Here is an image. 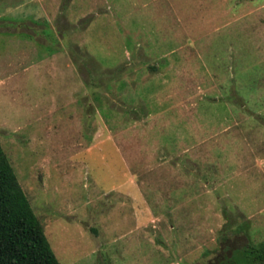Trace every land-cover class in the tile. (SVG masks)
I'll list each match as a JSON object with an SVG mask.
<instances>
[{
    "label": "rangeland",
    "instance_id": "obj_1",
    "mask_svg": "<svg viewBox=\"0 0 264 264\" xmlns=\"http://www.w3.org/2000/svg\"><path fill=\"white\" fill-rule=\"evenodd\" d=\"M33 2L0 0V149L58 263L253 264L264 0Z\"/></svg>",
    "mask_w": 264,
    "mask_h": 264
},
{
    "label": "trees",
    "instance_id": "obj_2",
    "mask_svg": "<svg viewBox=\"0 0 264 264\" xmlns=\"http://www.w3.org/2000/svg\"><path fill=\"white\" fill-rule=\"evenodd\" d=\"M41 228L0 149V264H59ZM251 250L252 263L264 264V245Z\"/></svg>",
    "mask_w": 264,
    "mask_h": 264
},
{
    "label": "crops",
    "instance_id": "obj_3",
    "mask_svg": "<svg viewBox=\"0 0 264 264\" xmlns=\"http://www.w3.org/2000/svg\"><path fill=\"white\" fill-rule=\"evenodd\" d=\"M35 5H36V7H37V9L38 10H41L42 9V6L40 5V3L38 2V0H36V2H33ZM54 27V26H53Z\"/></svg>",
    "mask_w": 264,
    "mask_h": 264
}]
</instances>
